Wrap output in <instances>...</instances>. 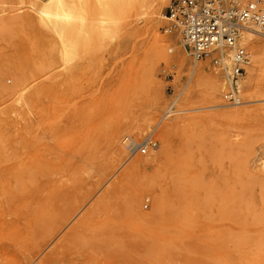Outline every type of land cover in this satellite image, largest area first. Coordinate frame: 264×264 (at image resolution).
Returning a JSON list of instances; mask_svg holds the SVG:
<instances>
[{
  "label": "rangeland",
  "instance_id": "rangeland-1",
  "mask_svg": "<svg viewBox=\"0 0 264 264\" xmlns=\"http://www.w3.org/2000/svg\"><path fill=\"white\" fill-rule=\"evenodd\" d=\"M45 1L0 0V63H6L11 70L0 77V85L5 83L13 87L18 79L21 83L20 93L3 94L0 90V226L2 221L11 218L9 215L15 207L24 203V196L13 200L10 195H24L33 188V176L37 172L34 161H43L47 166L49 187L61 198L55 203L57 205H51L50 211L55 210L54 215L62 220V225L46 242L35 238L19 240L18 249L0 255V264H154L155 257L162 264L164 261H168L164 264H173L162 247L174 238L175 222L170 216L156 219L159 224L156 220L141 221L139 216L153 212L155 193L167 192L164 182L161 183L165 187L161 183L155 185L153 179L157 173L158 176L170 175V169L171 174L174 173L177 159L178 166L181 161H187L195 170L192 171L194 175L206 180L223 175V171L229 173L230 163L226 162L223 167V153L204 146L216 140L208 138L215 129L225 131V145L237 148V157L244 165L238 174L240 219L238 223L227 224L241 240L239 259L233 258V263L264 264V183L260 182H264V169H261L264 167V91L258 90L264 86V62L257 58V48H254L255 43L264 44V34L245 32L251 35L250 41L244 42L250 53V63L245 74L233 82L229 77L231 70L225 73L224 67L216 66L211 58L194 59L179 31H164L169 20L163 15L171 0H165L153 21L151 33L146 29L144 18L136 15L132 17V28L124 30L125 35L123 32L113 41L99 33L96 0H65L67 9L74 14L72 21L59 34L45 33L36 20L38 7ZM12 18L17 20L13 29L8 24ZM154 38L161 44L163 57L153 47ZM61 47L66 50L60 57L58 50ZM38 59L50 62L48 69L39 76L41 81L47 79L48 82L47 98L41 103V109L45 108L43 112L23 100L38 84V79L32 80L33 65ZM193 66L201 70L200 76L190 77ZM214 85L220 89L218 96L207 97L206 91ZM230 90L238 91L239 103L225 98ZM220 98L226 105H218ZM230 109H239L240 113H226ZM197 115H215L217 118L211 122L190 118ZM149 117L151 127H146L145 121ZM169 121L176 123L177 129L171 132L170 147L165 151L162 134L171 124ZM113 134H120L121 146L118 148L111 143ZM124 139H128V148L131 144L144 146L149 142L147 153L130 152L123 147ZM229 154L225 155L228 159L231 158ZM144 158L151 161L138 163ZM247 175L255 177L253 190H248ZM119 190L124 193L115 192ZM133 193L140 200V210L136 214L128 205V198ZM106 196L109 201L105 200ZM199 221L193 227L195 230L184 235L190 242L193 237L199 240L198 245L202 248L198 247L196 255L201 260L204 258L199 261L203 264L211 253L208 251L211 227L206 220ZM77 226L80 232L74 249L51 255L54 247L71 237L74 234L72 228ZM111 226L119 232L115 235L118 240L113 242L117 249L131 253L134 236L150 250L121 257V252L117 251V255L112 249L111 255L93 253V257L96 254L99 257L86 263V254H92L88 252V241ZM203 229H206L205 233ZM80 233L84 235L81 237ZM82 245L88 250L84 251ZM30 246L36 249H30ZM182 263L180 259L174 262Z\"/></svg>",
  "mask_w": 264,
  "mask_h": 264
},
{
  "label": "bare ground",
  "instance_id": "bare-ground-1",
  "mask_svg": "<svg viewBox=\"0 0 264 264\" xmlns=\"http://www.w3.org/2000/svg\"><path fill=\"white\" fill-rule=\"evenodd\" d=\"M10 1H12V2L18 1L19 3H25L27 0H10ZM164 3H165V0H96V4H97V6H96V10H97L96 13L97 14L96 15H97V18L100 19L99 27L97 26L99 33L103 36L108 37L110 40H112L114 38L117 39V38H119L118 36H120L123 32L125 35L126 31H124V30L132 28V26H131V24L133 22L132 17H137L136 15H138V16L140 15L144 18L146 29L151 33L153 31V28H154L153 21L155 20L156 16L159 14ZM73 16H74L73 12H71L70 10L67 9L65 0H47V1L43 2V4H40V6L38 7V19H36V20L38 21V23L41 26V29L45 33L59 34L63 31V29L65 28V25L72 21ZM163 16H164V18L167 19L165 14ZM128 18H131V19L128 20ZM8 24H9V27H11L13 29L17 25V20L15 18H12V20H10V23L8 22ZM250 28L251 29H247L243 32L245 41H250V38H251V35L247 34L245 32H249L251 34H255V32H260V33L264 34L263 31H260L259 29H255L253 26H251ZM183 43H185V42H183ZM153 47L160 57L164 56L161 44L159 43V41L156 38H154ZM189 48H190V54H191L192 53L191 47L189 46ZM254 48H257V58L260 57L259 59L261 60V62H264V44L261 42L255 43ZM65 50H66V48H64V47L59 48L58 53L60 54V57H61V55L62 56L64 55ZM67 51H66V53H67ZM67 54H69V53H67ZM254 62H256V59ZM182 64L183 65L185 64V62H183V60H182ZM49 66H50L49 61L41 60V59H38L37 61H35V64L33 65V71H32V77H33L32 80L38 79V84L34 88V90L31 93H29V95H27L26 98H23V100L26 99L27 102L30 103L31 106L34 107L39 112H40V110L42 112L45 110V108L43 110L41 109V107H42L41 103L43 102L44 98H47L46 95H47V91H48V82H46L47 79L44 77L46 80L41 81L39 76L46 69H48ZM222 67H224L225 73H229L230 70L232 69V59H231L230 55L223 58ZM247 67H246V69H247ZM10 71H11L10 67L6 63H0V77H4V76L8 75L10 73ZM50 72H51V70H50ZM200 74H201V70L197 66H193L190 69V77L200 76ZM46 77H48V76H46ZM20 84H21L20 79L17 80L15 86H13V87H9L5 83L4 84L2 83L0 85V90L3 94H9V93L17 94V93L21 92ZM258 90L264 91V86H262ZM219 91H220V89L215 87V85H214L213 87L208 88V91H206L205 95L207 97H210V98H215L218 96ZM219 100L220 101L218 102V105H226V102L221 100V98ZM226 113L239 114L240 110L239 109H232V110L230 109V111H227ZM190 118L193 120H200V121L207 119V120H209L208 122H211V121H215L217 117L215 115H207V116L197 115V116H191ZM188 120H189V117H188ZM151 122H152V119L149 117L148 120L145 121L146 127H151L150 126ZM198 123H199V121H198ZM176 126H177L176 123L169 124V127L167 128V130H165V133L162 134V136H163L162 141H163L164 150L165 149L168 150V147H170L169 146L170 141L168 142V140L170 139L171 132L174 129H177ZM178 126H179V124H178ZM145 130H147V129H145ZM145 130H143V131H145ZM210 130H211V128H210ZM212 131H213L212 134H210L208 138L213 137L216 140H214L212 144L207 143L208 145L206 144L204 146L205 147L207 146L208 149L209 148L210 149H212V148L216 149V150H214L216 153L217 152L223 153V167H224L226 162L227 163L229 162L230 163L229 165L231 167V168H229V173H225V171H223V175L213 177L211 180H206L204 178H201V176L199 177V175L198 176L194 175L193 172H195V170L194 169L192 170V168L189 166L187 161H184V162H186V165L182 166L184 164V162L181 161V166L180 165L178 166L179 161L176 158L177 161H175V162L176 163L178 162V163L175 167L174 173L171 174L172 169H170L169 170L170 175H162L161 174L160 176H158L159 173H157V174H155L156 178L153 179V183L155 185L160 184L161 182H164L165 186L167 187V189H166L167 192L163 193V194H161V191L158 194L155 193V196H157V197L156 198L153 197V198H155V201H154L155 202V206H154L155 209L153 210V212L151 214H147L145 216L144 215L139 216L141 218V221L143 219V221L145 220L147 222L148 221L151 222L153 220L155 221L156 219L160 220L163 217L170 216L169 218L172 219V222H175L174 238L172 237V240H170V242H167V239H166L167 243L166 244L164 243V245L162 247L163 252L167 253L165 255H167V256L169 255L171 257L170 259H168L169 262H171L173 264H174V262H176V260H177V262H179V259H180L181 263H182V261H184L185 264H197L196 262H198L200 264L199 261H202L204 259V258H202V260H201L199 255H196V252L198 251V249L202 248L201 246L199 247V245H198L199 240H196L197 238L194 240V237H193L192 238L193 241L190 242V240L188 238H186V239H188V241L185 239V235H184L193 229L195 230V228H193V227H196L195 225L198 223V220H200L199 223L201 221L206 220V222H207L206 224L209 227H211V229H209L210 230V232H209L210 236L208 239H209L210 243H209V250L208 251H209V253L210 252L213 253V255H211V253L209 256L207 255V257H206L207 259L205 258L206 260L203 261V264H234L233 258L235 259L237 257L239 259L238 250H239L241 240L239 238V235L234 231V229L230 228V226L232 225V223L233 224L238 223L239 219H240L239 211L241 212V210L239 207H240L241 194L239 193V185L240 184L238 181V174H239V171H241V169L242 170L244 169L243 168L244 165H243V162L241 161V159L239 160V158L237 157V148L236 147L233 148V146L229 147V146L225 145L226 140H227L225 131L219 130V129L218 130L215 129ZM139 133H141V132L139 131ZM137 135H139V134H137ZM141 136H143V134H141ZM110 139H111L112 145L115 148H118L121 146L120 134H113L112 137H110ZM139 139H141V138H139ZM122 143L124 144L123 147L125 146V148H128L127 147L128 146V139H126V140L124 139V141H122ZM181 143H182V141H181ZM130 147H133V144H131ZM188 149H189V146H188ZM238 149H240V148H238ZM226 151L228 152V154L230 152L229 155L231 158H229V159L226 158L225 155H228L226 153ZM180 155H181V153H180ZM150 161L151 160L149 158H144L142 160H138V163H140V164L146 163L147 164ZM176 163H173V166H175ZM33 165L37 169V172L33 176L34 183H35L33 185V188H31L27 192H24V193H26L24 195L20 194V193L10 195V199H13V200L18 198V197H21V196L22 197L24 196L25 198H24L23 204L15 207L13 209V212H12L13 214L9 215V216H11V218L5 219L1 223V226H0V239L1 240L0 241L2 243L0 245V255H2L5 252L12 251L13 249L14 250L18 249L17 242L19 240H26L27 241V240H30L32 238H35V239H38L42 242H46L49 239H51L61 228V225H62L61 221L62 220L60 218H57L55 216L56 214L54 215L55 210H53V213H52V210L50 211L51 205H53V207H54V205H57L55 203L58 202L59 199H61V198H58L59 196L57 197V193L55 192V190L53 191L49 187V176H48V172H47V166H46L45 162H43V161H36V162L34 161ZM173 166L171 168H173ZM163 169H165V168H163ZM167 169H165V171ZM247 169H249L248 166H247L246 170ZM261 169H264V167L263 168L261 167ZM163 173H164V170H163ZM248 177H249V179H248L249 180L248 190H253L254 186H255V181H254L255 177L254 178L251 176H248ZM247 178H245V181L247 180ZM260 182L264 183L262 181H260ZM161 184L163 186V183H161ZM151 186H152V184H151ZM162 186H160V187H162ZM165 186H163V187H165ZM243 186H244V184H242V187ZM258 188H259V186H258ZM163 191H165V189ZM258 191L260 192L259 189H258ZM115 192L121 193V190L115 191ZM122 193H124V192H122ZM127 195H129V193L126 194V197H127ZM83 197H85V195ZM128 199H129L128 200L129 207L132 210H134L133 212L136 214V212H138V210H140V208L138 207L140 200L136 197V195L134 193L132 194V196L130 195V197ZM105 200L109 201L108 196H106ZM114 203L117 204V202H115V201H114ZM53 207H52V209H53ZM125 208H127V207H125ZM130 208H127V210H129ZM58 211H59V209H58ZM90 211H92V210H90ZM116 211H117V209L114 211V213H116V216H117L118 212H116ZM121 211H122V209H121ZM109 212H111V211H109ZM70 213H72V212H70ZM123 213H124V211H123ZM111 215H112V213H111ZM91 216H93L92 213H91ZM119 216H121V215H119ZM123 217H124V214H123ZM107 218L109 219V217H107ZM140 218H139V220H140ZM80 220H82V219H80ZM116 220H118V219L116 218L115 221ZM124 220H126V219H124ZM134 220L135 219H133V222H134ZM109 221L111 223L113 222L112 220H109ZM157 221L158 220H156V222ZM84 222H86V221H83V223ZM118 222H119V220H118ZM77 223L79 225V222H77ZM86 223H90V222L88 221ZM131 223H132V221H131ZM135 223L136 222H134V224ZM228 223L231 224L229 226L230 229L227 227ZM250 223H251V221H250ZM140 224H141V222H140ZM152 224H153V222H152ZM158 224H159V221H158ZM166 224H167V222H166ZM81 225L82 224L80 221L79 226H81ZM102 225H103V223H102ZM112 225H113V223H112ZM124 225H126V224L123 223V226ZM207 225H205V226H207ZM79 226L75 227V229L72 228V231H74V234L71 235V237H67L64 240H61L54 247V249L51 251V255L52 254L55 255L58 252H61L64 250L72 251L71 248L74 249L73 246L78 241L77 235H79V232H80ZM120 226H121V224H120ZM151 226L153 228V225H151ZM208 226L206 227V229H208ZM108 227H109V225H108ZM108 227L105 230L102 229V232H100L99 235L96 234V236H94V238L91 237L92 240L88 241L87 246H89V248L91 250L90 249L88 250V248L85 250V246H84V245H86L85 243H84V245H82V246H84V251L88 250V252L90 251V253H92L90 256L87 253L88 254V255L86 254L87 257L84 255L86 263H89L93 260H96L99 257L97 254H96V257H93V256H95V255H93V253L94 254L95 253H98V254L99 253H107V254L109 253L111 255L110 252H113L115 250L117 255H118V252H121V254H120L121 257H128L134 252L139 251V252L143 253L145 251L147 252V250H150V249H148V247L147 248L145 247L144 242H141L139 239L134 238V236H133L132 239L134 241L131 244L132 246H130L132 248V249L130 248L131 253L127 252L128 254H126V251L125 252L121 251L122 248L117 249L116 247H114L116 245H113L115 235L117 233H119V232H117L118 229L114 230L113 226H111L113 229L108 228ZM162 228H163V226H162ZM83 230H84V228L82 226V228H81L82 232L81 233H83ZM90 230H91V227H90ZM205 230H204V233H205ZM70 233H71V231H70ZM70 233H69V235H70ZM81 233H80V235L82 237V235H84V234H81ZM84 233L87 235V233L85 231H84ZM95 233H97V231ZM67 234H65V236H67ZM88 234L90 237L91 231H90V233L88 232ZM121 234L122 233H120V236H121ZM163 234H164V232H163ZM190 235H191V232H190ZM131 236H132V234H131ZM121 239H123V237L119 238V241ZM115 240H118V238H116ZM150 240H151V238H150ZM204 240H205V238H204ZM119 241H117V243ZM201 241H202V236H201ZM82 242L83 241H81L79 243H82ZM127 242L129 243L128 240H127ZM151 242H152V240H151ZM207 243H208V241H207ZM77 244H78V242H77ZM120 245H122V244H120ZM129 245H130V243H129ZM123 246H124V244H123ZM30 249H36V248L30 246ZM112 249H114V250H112ZM80 251H81V249H80ZM80 251H79V254H81ZM206 251H207V249H206ZM208 251H207V253H208ZM200 253H201V251H200ZM160 254H161V252H160ZM100 256H101V254H100ZM202 256H203V253H202ZM203 257H205V256H203ZM119 258H120V256H119ZM156 258L157 257L154 258V260H155L154 264H162V262H160L159 259H156ZM110 261L112 262L113 260L110 259ZM164 262L168 263V261H164ZM164 262H163V264H164ZM184 262L182 264H184Z\"/></svg>",
  "mask_w": 264,
  "mask_h": 264
},
{
  "label": "built area",
  "instance_id": "built-area-1",
  "mask_svg": "<svg viewBox=\"0 0 264 264\" xmlns=\"http://www.w3.org/2000/svg\"><path fill=\"white\" fill-rule=\"evenodd\" d=\"M165 16L169 26L164 31H179L194 59L211 58L216 66H222L223 58L230 55L233 82L245 74L250 61L243 32L251 26L264 32V0H171ZM225 98L240 101L234 90ZM148 146L149 142L129 150L145 154Z\"/></svg>",
  "mask_w": 264,
  "mask_h": 264
}]
</instances>
